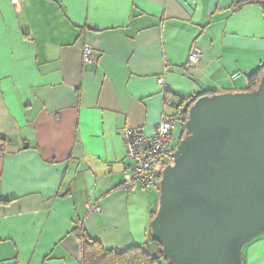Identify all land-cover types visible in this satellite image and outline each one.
I'll use <instances>...</instances> for the list:
<instances>
[{"label": "crops", "instance_id": "0c3cea01", "mask_svg": "<svg viewBox=\"0 0 264 264\" xmlns=\"http://www.w3.org/2000/svg\"><path fill=\"white\" fill-rule=\"evenodd\" d=\"M238 1L0 0V264H82L78 227L105 250L148 244L158 194L119 190L121 132L152 135L165 93L183 109L246 89L264 12ZM191 47L202 55L187 73ZM242 255L264 264V237Z\"/></svg>", "mask_w": 264, "mask_h": 264}, {"label": "water", "instance_id": "95a60500", "mask_svg": "<svg viewBox=\"0 0 264 264\" xmlns=\"http://www.w3.org/2000/svg\"><path fill=\"white\" fill-rule=\"evenodd\" d=\"M158 180L148 227L168 264H243L264 237V69L252 91L190 102Z\"/></svg>", "mask_w": 264, "mask_h": 264}, {"label": "built area", "instance_id": "2783aa9c", "mask_svg": "<svg viewBox=\"0 0 264 264\" xmlns=\"http://www.w3.org/2000/svg\"><path fill=\"white\" fill-rule=\"evenodd\" d=\"M9 1L14 7L22 2V0ZM201 55V51L191 47L183 70L187 73L196 71ZM81 59L84 64L94 63L96 61L94 47L84 45L81 49ZM157 84L162 86V77L157 79ZM171 103L172 100H169L164 104V111L152 135L146 136L138 130H124L121 132L120 137L124 146L125 158L129 161V165L125 167L124 179L119 188L123 194L132 192L137 188L149 190L156 187V168L171 161L173 131L177 125L181 124L176 114L167 112L171 108ZM0 155H2L1 148ZM90 210L95 213L99 212L97 207H92Z\"/></svg>", "mask_w": 264, "mask_h": 264}, {"label": "trees", "instance_id": "16d2710c", "mask_svg": "<svg viewBox=\"0 0 264 264\" xmlns=\"http://www.w3.org/2000/svg\"><path fill=\"white\" fill-rule=\"evenodd\" d=\"M258 3L263 7L264 12V0H240L235 3L234 6H243L250 3ZM264 69L263 64L253 73L248 76L247 87L244 91H252L258 81V78ZM214 94V93H211ZM211 94H200L192 97L187 101V105L180 109V104H174L173 99L167 93H165V104L172 100L171 107H175L176 115L180 119V126L183 127V123L186 118V109L190 102L195 101L197 98ZM154 215V213H153ZM152 215V217H153ZM76 236L82 241V264H161L162 261H167L161 255V247L159 244L154 242L149 234L148 244L146 246H132L123 251L117 250H105L96 241H90L86 239L82 228H76L74 231ZM148 246H151V250Z\"/></svg>", "mask_w": 264, "mask_h": 264}, {"label": "rangeland", "instance_id": "374dc122", "mask_svg": "<svg viewBox=\"0 0 264 264\" xmlns=\"http://www.w3.org/2000/svg\"><path fill=\"white\" fill-rule=\"evenodd\" d=\"M182 132H183V127L179 125L176 126L175 130L173 131V136H172V142H171V149H174L176 147V145L178 144L180 138H181V135H182ZM163 165H160L156 168L155 172L157 174V182H156V187L154 188H151L152 191L155 193V194H158V183H159V180H158V175L162 169ZM161 264H166L165 261H162Z\"/></svg>", "mask_w": 264, "mask_h": 264}]
</instances>
